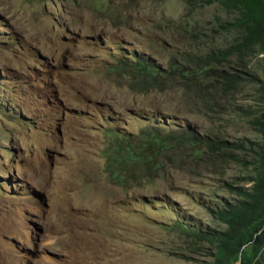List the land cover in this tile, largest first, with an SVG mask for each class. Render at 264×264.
Returning <instances> with one entry per match:
<instances>
[{"label":"rangeland","instance_id":"obj_1","mask_svg":"<svg viewBox=\"0 0 264 264\" xmlns=\"http://www.w3.org/2000/svg\"><path fill=\"white\" fill-rule=\"evenodd\" d=\"M236 17L0 0V264H215L262 141L264 55L238 48Z\"/></svg>","mask_w":264,"mask_h":264},{"label":"trees","instance_id":"obj_2","mask_svg":"<svg viewBox=\"0 0 264 264\" xmlns=\"http://www.w3.org/2000/svg\"><path fill=\"white\" fill-rule=\"evenodd\" d=\"M215 1L228 10L237 11V17L230 26L242 33L238 48H257L264 55V0ZM232 52L231 48L226 50L224 58ZM258 83L264 97V79ZM254 125L262 138L255 150V174L250 178L251 186L239 193L242 198L230 205L229 209L218 213L219 220L226 225V229L219 232L216 238L219 240L220 250L215 264L247 243H251V260L245 257L239 264H264V114L254 120ZM221 145L228 147L224 142Z\"/></svg>","mask_w":264,"mask_h":264}]
</instances>
